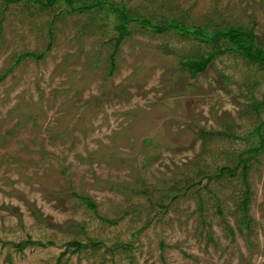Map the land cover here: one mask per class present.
<instances>
[{
  "label": "rangeland",
  "instance_id": "374dc122",
  "mask_svg": "<svg viewBox=\"0 0 264 264\" xmlns=\"http://www.w3.org/2000/svg\"><path fill=\"white\" fill-rule=\"evenodd\" d=\"M111 1L264 42V0ZM129 26L116 46L105 8L0 2V264H264V67Z\"/></svg>",
  "mask_w": 264,
  "mask_h": 264
},
{
  "label": "trees",
  "instance_id": "16d2710c",
  "mask_svg": "<svg viewBox=\"0 0 264 264\" xmlns=\"http://www.w3.org/2000/svg\"><path fill=\"white\" fill-rule=\"evenodd\" d=\"M22 0H0V2H3L7 5H14L19 3ZM36 3L41 4L44 8H50L57 4L60 1H63L67 3V5L70 7V10L73 12H85L90 11L93 8H105V10L110 13L114 20L116 21V32L118 34V37L116 38V46H119L121 42L125 40V38L129 35H131L130 26L129 24L134 21L142 22L145 26H149L152 29H155L156 32L162 33L168 30H178L181 33L186 36L187 34L194 35L198 38H200L204 42H210V43H216L219 40H224V43L228 44L222 51H233L238 54H240L247 62L257 64L264 67V42L261 40H258V37L254 34L252 30H245L240 28H227L220 29L218 31H212L209 32L205 28L201 26H194V27H187L185 25H180L178 19L176 18H170L167 20V23L159 24L153 19L152 17L144 18V17H138L136 15H132L130 11L127 9L126 5L119 6L116 5L111 0H94V4H86L84 3L81 7L74 6L75 0H34ZM222 51H217L214 54L202 59V60H188L183 62V66L187 69L188 72L191 73L192 78H196L200 74L204 73L208 66L213 61V58L217 55V53H220ZM33 57H39L36 56L33 53L27 54ZM25 55V56H27ZM20 58H23V56H20ZM18 59L17 62L20 60ZM16 62V63H17ZM115 69V61L113 59L112 61V71ZM256 102V101H255ZM253 109L258 110V102L257 105H253ZM261 125H264V122L261 123ZM261 127H257L256 133H259ZM208 134L205 129H202L200 132V136ZM225 136H232V133H217ZM209 135V134H208ZM199 138V137H198ZM262 144L255 149H252L251 151L261 149L264 146V139H261ZM145 143L147 145L152 143V139L148 138L145 140ZM111 190L113 189H119V186L111 185L109 187ZM85 201L88 203V207L92 209L93 211L97 212V204L93 202V200L90 197H84ZM245 219H247V216H245ZM39 244V242L37 243ZM53 244V243H50ZM69 245H74L78 249H82L84 247H88V245L80 243V241H73L70 242ZM93 246H96L97 244L92 242Z\"/></svg>",
  "mask_w": 264,
  "mask_h": 264
}]
</instances>
